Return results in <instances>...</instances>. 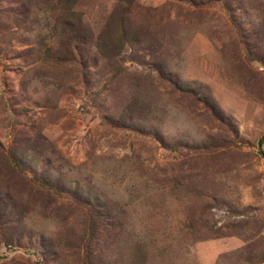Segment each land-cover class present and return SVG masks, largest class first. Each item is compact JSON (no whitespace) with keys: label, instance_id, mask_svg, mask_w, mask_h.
Returning a JSON list of instances; mask_svg holds the SVG:
<instances>
[{"label":"rangeland","instance_id":"1","mask_svg":"<svg viewBox=\"0 0 264 264\" xmlns=\"http://www.w3.org/2000/svg\"><path fill=\"white\" fill-rule=\"evenodd\" d=\"M262 139L264 0H0V264H264Z\"/></svg>","mask_w":264,"mask_h":264},{"label":"trees","instance_id":"2","mask_svg":"<svg viewBox=\"0 0 264 264\" xmlns=\"http://www.w3.org/2000/svg\"><path fill=\"white\" fill-rule=\"evenodd\" d=\"M73 2H75V1H73ZM75 7L76 6H74V7H72L71 9H72V11H71V14L72 15H76L77 13H76V10H75ZM69 28H70V30H69V33L73 36V35H75V37L76 38H79L78 36V34H79V30H78V28H74V23H72V21H71V23H69ZM76 38H74V39H76ZM82 39H84V38H82ZM82 44H83V40L82 41H80ZM248 57H249V59L251 60L253 57H251V55L249 54V52H248ZM254 60H256V59H254ZM263 64V63H262ZM264 143V139H262L261 140V142H260V144L262 145ZM11 159V161L13 162V164L17 167V168H19L20 170H22L24 167L22 166V162L21 161H19V160H16V159H14V158H10ZM37 184H39L40 185V187H42L43 189H47V190H56V187H57V185L54 183V182H52L50 179H48V178H44V179H42L41 181H39V183L37 182ZM88 201V199H86V202ZM99 205V204H98ZM88 206H89V208H90V214L92 215V216H94V218H95V221L94 222H96L97 221V219H98V223H102V222H106V220H108L109 218H110V215H111V213L110 212H106V213H104V210L106 211V208L108 209V207H103V208H97V206H96V204H95V202L93 201V202H89L88 203ZM109 210V209H108ZM101 213H102V215L104 216V214H105V219H104V217L103 218H101ZM93 234H95V230L93 231Z\"/></svg>","mask_w":264,"mask_h":264}]
</instances>
